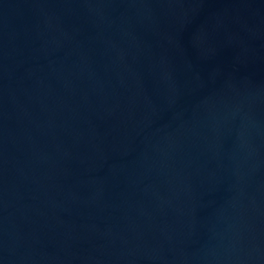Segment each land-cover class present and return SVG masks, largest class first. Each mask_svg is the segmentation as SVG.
I'll use <instances>...</instances> for the list:
<instances>
[{
	"label": "water",
	"instance_id": "1",
	"mask_svg": "<svg viewBox=\"0 0 264 264\" xmlns=\"http://www.w3.org/2000/svg\"><path fill=\"white\" fill-rule=\"evenodd\" d=\"M0 264H264V0H0Z\"/></svg>",
	"mask_w": 264,
	"mask_h": 264
}]
</instances>
